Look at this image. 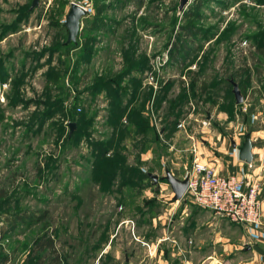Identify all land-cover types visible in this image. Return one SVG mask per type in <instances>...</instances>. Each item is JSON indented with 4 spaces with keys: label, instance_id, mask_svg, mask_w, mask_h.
Masks as SVG:
<instances>
[{
    "label": "rangeland",
    "instance_id": "rangeland-1",
    "mask_svg": "<svg viewBox=\"0 0 264 264\" xmlns=\"http://www.w3.org/2000/svg\"><path fill=\"white\" fill-rule=\"evenodd\" d=\"M180 1L0 0V225L26 216L0 240L8 264L233 254L237 225L149 174L187 177L194 142L211 157L232 129L264 121V0ZM72 3L87 9L75 49ZM42 236L57 253L33 254Z\"/></svg>",
    "mask_w": 264,
    "mask_h": 264
},
{
    "label": "built area",
    "instance_id": "built-area-1",
    "mask_svg": "<svg viewBox=\"0 0 264 264\" xmlns=\"http://www.w3.org/2000/svg\"><path fill=\"white\" fill-rule=\"evenodd\" d=\"M209 120L202 122L209 126ZM179 128L187 129L185 120ZM194 137V136H190ZM199 144L194 142L191 150L195 153L193 166L188 174L189 185L186 196L197 206L213 211L228 221L247 227H260L264 224L262 189V164L259 173L252 163L247 164V172L228 176L217 173L212 166L200 161Z\"/></svg>",
    "mask_w": 264,
    "mask_h": 264
},
{
    "label": "crops",
    "instance_id": "crops-1",
    "mask_svg": "<svg viewBox=\"0 0 264 264\" xmlns=\"http://www.w3.org/2000/svg\"><path fill=\"white\" fill-rule=\"evenodd\" d=\"M232 93H233V89H232ZM253 111L254 108L252 109V113ZM211 114L212 112L210 111L207 112L208 120L213 116L215 117V115H211ZM257 120H258L257 118H255V120L253 119V123L251 125H254V127L252 128H250L251 126L249 128L247 127L244 132L243 130H239V131H234L233 134V129H232V132L230 134L231 136L227 140H224L222 143H220L218 147H214L215 151L211 152L210 150L209 153L211 154V157L209 154H206L207 156L205 157H201V158L199 157L200 161L209 164L214 168V170L217 173L224 176H228L231 174L241 175L246 173L248 163L240 159L238 147H240L244 142L245 136L247 134H250L253 143V149H252L253 160L251 163L257 169L255 172L259 173L261 170L260 166L264 164V125L262 124L264 121L262 118L259 121ZM258 124H260L261 126ZM200 129H202V127H200ZM216 133H220V132H216ZM192 134H194L193 131ZM233 144H235V146ZM262 175H263V179H262V189L260 193V199L262 200L263 210H264V170L262 172ZM182 177L177 176V178L179 179H184L186 176H182ZM159 179L163 181L162 178ZM157 184L158 183H155L154 185ZM237 227H238L237 228L238 231L233 230L234 233H231V239H227L226 243L223 246L224 251H227V249H229L232 250L233 254L230 253L231 255L225 258H221L222 254L219 253L214 254L213 255L214 257L211 256L212 258L209 257L205 258L203 256L202 263L208 261L211 264H264V224L260 227H247L241 225H237ZM151 252L153 253L154 251ZM126 258L129 261V255L128 257L126 256ZM184 258L185 260L183 259L181 253L179 252L176 253L174 252L173 249L171 255L170 256L168 255L167 258L165 257L164 259L166 262L165 264H191V262H189L187 257ZM9 262H10V258H8L4 264H8Z\"/></svg>",
    "mask_w": 264,
    "mask_h": 264
},
{
    "label": "water",
    "instance_id": "water-1",
    "mask_svg": "<svg viewBox=\"0 0 264 264\" xmlns=\"http://www.w3.org/2000/svg\"><path fill=\"white\" fill-rule=\"evenodd\" d=\"M190 0H181L179 10L180 12L184 11V9L188 6ZM39 3V0H33V4L31 9L35 8ZM87 15V9L77 3H72L69 9L68 14L66 15V27L68 29V38L67 43H77L79 32L81 28V20ZM233 84V93L236 99L237 104H241L244 102V96L239 88V85L231 81ZM76 128L75 123L71 124V133ZM235 146V144H233ZM253 143L250 134L245 136V140L240 147L239 150V157L242 161L246 163H251L253 160ZM151 178L154 180L155 183H158L159 177L154 174H150ZM170 186L174 192L173 201H177L182 199L189 185V176L185 177L184 179H179L175 177L169 170L166 171V175L162 177Z\"/></svg>",
    "mask_w": 264,
    "mask_h": 264
},
{
    "label": "trees",
    "instance_id": "trees-1",
    "mask_svg": "<svg viewBox=\"0 0 264 264\" xmlns=\"http://www.w3.org/2000/svg\"><path fill=\"white\" fill-rule=\"evenodd\" d=\"M80 35L81 34H79V36ZM67 44H73L74 45V49L76 47H78V43H73L72 42V43H67ZM194 80H197V79H194ZM239 88H240V86H239ZM243 95H244V92H243ZM101 150H102V147H101ZM103 156H104L103 152H102V155L97 156V159H99V162L103 160ZM116 162H117V160H116ZM109 163H111V162H109ZM149 177L151 178L150 174H149ZM6 194L7 193L3 189L0 190V202L2 200H4V198H6ZM25 219H26V216H24V215H18L17 217L15 216L14 218H9L8 220L4 219V222L3 221L2 222L3 223L7 222L8 225H6V224L5 225H0V240L11 236V234L16 229H18V226H20V225H18V221L19 220H23L24 221ZM48 250H50V252H52L53 254L57 253V251L54 248L53 241H51L50 239H45V236H42L41 239L38 240L35 243L32 251H33V254L34 253H39V254L42 253V254H44L45 252H48ZM7 259H8L7 257L0 256V264H4ZM58 259H59V257H58V255H56V257L52 259L51 263L54 264L56 261H58ZM35 264H43V262L36 261Z\"/></svg>",
    "mask_w": 264,
    "mask_h": 264
}]
</instances>
